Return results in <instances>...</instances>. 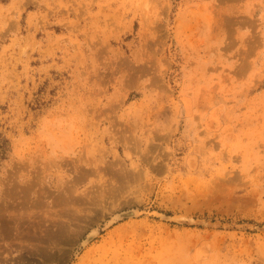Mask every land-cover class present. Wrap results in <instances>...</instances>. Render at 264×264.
<instances>
[{"label":"rangeland","instance_id":"374dc122","mask_svg":"<svg viewBox=\"0 0 264 264\" xmlns=\"http://www.w3.org/2000/svg\"><path fill=\"white\" fill-rule=\"evenodd\" d=\"M0 264H264V0H0Z\"/></svg>","mask_w":264,"mask_h":264},{"label":"bare ground","instance_id":"6f19581e","mask_svg":"<svg viewBox=\"0 0 264 264\" xmlns=\"http://www.w3.org/2000/svg\"><path fill=\"white\" fill-rule=\"evenodd\" d=\"M93 234H94V233H93ZM93 234H92V235H93ZM92 235H91V236H92ZM86 237H88V235H87ZM90 238H91V237H90ZM85 240H86V239H85Z\"/></svg>","mask_w":264,"mask_h":264}]
</instances>
